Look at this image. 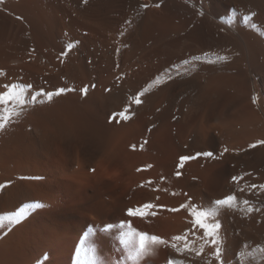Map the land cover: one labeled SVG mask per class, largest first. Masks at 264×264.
Returning <instances> with one entry per match:
<instances>
[{
	"label": "bare ground",
	"instance_id": "6f19581e",
	"mask_svg": "<svg viewBox=\"0 0 264 264\" xmlns=\"http://www.w3.org/2000/svg\"><path fill=\"white\" fill-rule=\"evenodd\" d=\"M0 73L24 89L0 104V264H264V0H0ZM182 203L219 210V260ZM138 233L168 244L137 255Z\"/></svg>",
	"mask_w": 264,
	"mask_h": 264
},
{
	"label": "snow or ice",
	"instance_id": "6c2138e0",
	"mask_svg": "<svg viewBox=\"0 0 264 264\" xmlns=\"http://www.w3.org/2000/svg\"><path fill=\"white\" fill-rule=\"evenodd\" d=\"M161 5L159 3H157L155 5V7L159 8ZM143 8H147L148 5H142ZM200 15L203 16L204 12L201 11ZM249 19V17H245V20L247 21ZM121 35H123V33H121ZM79 44V41H76V45ZM72 43L67 44L66 46V51L61 52L60 56L61 58L66 57L69 55V53L73 50V48L76 46ZM193 61H199L200 57H193L192 58ZM219 60H226L227 58L224 56H219L218 57ZM63 62V61H62ZM190 62L189 60L185 59L182 61L183 65H188ZM207 63L209 64H213L215 63L214 61L208 60ZM3 73H0V75H2ZM155 83H159V77H157V80L155 81ZM152 85L149 84L147 87H145L143 90L137 92V94L128 97V100L130 102V104L134 103L139 105L142 101H141V96H143L146 92H148L149 88ZM28 88H31L32 85H28ZM92 87H95V85H92ZM23 91L24 89L21 87L19 88V90H17V86L16 85H12L11 86V90L10 91H6L3 93H0V104H8L9 101H16L19 105H23L24 101L23 99H21L22 95H23ZM76 90L73 88H69L67 87V85L62 86V87H58L55 90H50V91H45L44 89H40L39 91L35 92L34 95H32L31 99L32 101H37L38 98H42L40 99V103L43 102H51L53 101L54 98H59L65 94H70L75 92ZM80 93H82L84 96H87L89 94V89L87 87L81 88L79 90ZM256 98H253V102H255ZM13 107H15V104L13 105ZM129 108L128 106H126L122 111H117L114 113L109 114L106 117L107 123L108 124H116L119 123L121 120H127L129 119V116L126 115V113H128ZM5 115H0V130H3L6 126V123L9 121L10 117H11V110L9 109H5ZM257 145H264V140H259L254 144H249V148H255L257 147ZM135 147V146H133ZM229 151V149L227 147H225L223 149V152L221 153V155H223L224 153H227ZM200 157H204L207 159H214L215 158V154L212 151H201V152H196L195 154H182L179 157L178 163L176 165L177 171H176V176L179 177L181 175V171L180 169H183L185 167V165L192 160H196ZM94 171V170H93ZM233 181H238L240 178L238 177H232ZM251 187L254 188H260L262 190H264V185H252ZM242 191V190H241ZM242 205L245 206V211L248 213H251L254 211L253 207L250 205L248 200H244L242 202H240ZM215 204L217 206H219L220 208H226V209H234L237 206V197L235 195H226L224 198L222 199H216L215 200ZM153 205L151 204H144L143 208L148 209V208H152ZM180 209H187L189 211V214L193 217L192 223L196 226H198L200 229L204 230V237L205 238H211V240L209 241L208 239H205V243H211L212 245H215V258L217 260H219L221 258V253H222V240L221 237L219 235V230L221 228V225L218 222H215L216 217L219 214V210L218 209H212L210 211H200L198 210L196 207H193L191 204H181L179 206V208H171L169 209V211L172 212H178ZM255 211H259V209H255ZM140 212L139 209L137 210H133L131 208L128 209V215L129 216H133L136 215ZM154 214V213H153ZM125 227L124 224H121V228ZM131 233H124L122 235V243L128 244L129 241L124 239L123 236H128ZM139 235V251L137 253V255H141V254H147V252L149 251V249L147 248V242H151L154 245H165L168 244V241L162 239L159 236L156 235H152V236H148L145 233H138ZM186 237L185 236H175L173 237L174 241H182L185 240ZM173 249H175L177 252L181 251L182 249L177 247V243H172L170 245ZM187 246L185 245V248ZM203 250V246L201 247V251ZM261 251H264V249H261Z\"/></svg>",
	"mask_w": 264,
	"mask_h": 264
}]
</instances>
